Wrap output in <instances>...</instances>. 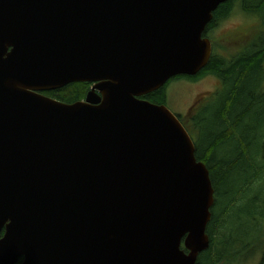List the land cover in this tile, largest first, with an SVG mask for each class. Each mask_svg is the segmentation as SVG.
Segmentation results:
<instances>
[{"label": "water", "instance_id": "obj_1", "mask_svg": "<svg viewBox=\"0 0 264 264\" xmlns=\"http://www.w3.org/2000/svg\"><path fill=\"white\" fill-rule=\"evenodd\" d=\"M224 1L0 0V264H197L209 169L141 97L208 63Z\"/></svg>", "mask_w": 264, "mask_h": 264}, {"label": "trees", "instance_id": "obj_2", "mask_svg": "<svg viewBox=\"0 0 264 264\" xmlns=\"http://www.w3.org/2000/svg\"><path fill=\"white\" fill-rule=\"evenodd\" d=\"M238 2L242 3V11L248 12L255 20L253 37L243 44L242 49L231 57H225L217 50L215 52L212 41L213 52L199 73L171 78L143 97L156 104H166V88L170 81H196L205 75L219 80L208 98H202L187 115H179L191 136H195V156L208 167L214 188L212 218L207 226L210 245L198 256L200 264H232L231 260L236 261L249 245L262 236L260 244H264V0L224 1L213 12L204 36L210 37L216 24L231 14ZM242 32L243 28L239 33ZM89 86L88 82H72L43 93L72 103L84 98ZM208 109L211 119L207 118ZM225 147L226 155L223 156ZM222 186H226V190L221 191ZM248 205H251L250 210ZM241 215L247 217L254 232L242 239L245 243L237 241L240 247L236 250H225L228 236L214 234L221 227L222 219L226 234L225 218L236 216L239 219Z\"/></svg>", "mask_w": 264, "mask_h": 264}, {"label": "rangeland", "instance_id": "obj_3", "mask_svg": "<svg viewBox=\"0 0 264 264\" xmlns=\"http://www.w3.org/2000/svg\"><path fill=\"white\" fill-rule=\"evenodd\" d=\"M254 24V18L249 15L248 12L245 13L242 11V3L238 2L231 14L226 19L219 21L213 29V32L210 33L209 38L214 41L215 52L217 50L220 55L225 57H231V55L236 54L237 51L242 49L243 44L248 42L249 38L253 37L251 33L253 32ZM241 28H243V32L239 33ZM255 35L256 32L254 33V36ZM218 81L219 80L212 75H205L196 81L179 79L171 81L166 88L167 108L175 115H187L186 113L192 112L196 108V105L202 98L206 99L209 97L208 95L218 86ZM209 112L208 109L207 118L211 119L212 116ZM194 137L195 136L192 135V139L194 143H196ZM222 154L223 156L226 155V147L223 149ZM235 173L236 172L233 174ZM241 175L242 174H240L239 177H241ZM226 188V186H222L221 191L226 190ZM247 209L250 210L251 205H248ZM225 221L227 227L226 234H224V222L222 219L221 227L216 231L214 236L218 235L224 237V235H227L228 240L224 245V249L236 250L240 247L237 245V241L238 243H245V240L242 239L254 232L253 227L250 222H248L245 215H241L239 219L236 216H228L225 218ZM262 231L263 229L261 233ZM261 240H263V237L260 241L258 239L253 245H249L239 255L236 261L231 260V262H233L232 264H263L262 262L256 263L259 257L258 253L264 247V244H260ZM218 245L221 246L222 244L219 243Z\"/></svg>", "mask_w": 264, "mask_h": 264}, {"label": "flooded vegetation", "instance_id": "obj_4", "mask_svg": "<svg viewBox=\"0 0 264 264\" xmlns=\"http://www.w3.org/2000/svg\"><path fill=\"white\" fill-rule=\"evenodd\" d=\"M211 42H212V40H211ZM263 254H264V247L261 249L260 255H259L258 259L256 260V263L257 262H262L264 264V259H262L263 256H264Z\"/></svg>", "mask_w": 264, "mask_h": 264}]
</instances>
